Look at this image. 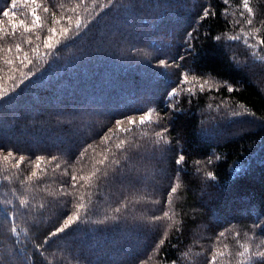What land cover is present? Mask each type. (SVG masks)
Masks as SVG:
<instances>
[{
    "label": "trees",
    "instance_id": "obj_1",
    "mask_svg": "<svg viewBox=\"0 0 264 264\" xmlns=\"http://www.w3.org/2000/svg\"><path fill=\"white\" fill-rule=\"evenodd\" d=\"M172 2L160 0V6L156 7L157 0H118L117 6L105 8L99 16L92 11V15L87 17L92 23L88 24L85 32L59 46L53 55L46 58V62L30 65L32 75L16 90V101L0 107V146L29 150L33 153V159L36 154H45L50 158L58 155L57 149L68 147L66 141L71 139L72 150L76 152L78 142H91L93 136H102L118 112L129 107H147L150 101L163 97L164 90L157 92L148 86L159 79L156 71L161 69L156 66L157 61L179 53L184 32L195 25V17L203 5H212L217 13L221 8H227L228 20L232 23L210 19L200 27L201 33L211 25L213 34L225 30L229 34H236L244 26V19L240 16V0H230V5H223L222 0H187L186 9L164 7L165 3ZM250 2L255 13L254 23L262 28L261 35L264 36V26L259 23L264 21V0ZM10 3L11 0H0V10ZM64 3L67 0H51L59 11H63L59 6ZM20 9L27 12L28 6L18 4L17 11ZM40 15L44 17L46 26H51L50 16L42 12ZM0 19L4 20V27L10 30L7 18L0 16ZM27 19L30 23L31 17ZM20 33H23V29H20ZM40 34H46V27ZM24 35L35 40L32 33ZM22 40L23 36L18 35L9 42L22 43ZM228 44L231 46L225 47L222 42L213 47L209 41L197 70L228 81L238 91L228 93L225 87L220 92H206L190 107L186 100H182L180 106L190 114L176 120L171 131L173 149L180 147L175 144L179 134L188 157L187 172L182 174V186L174 199L178 218L186 221V224L181 233L174 229L169 232L160 252L161 256L169 261L175 260L177 264H207L213 245L230 253L227 259L235 264V254L241 250L237 241L260 243L256 235L258 230L253 229L252 223L256 216L264 217V59H261L264 49H249L243 37ZM22 47L28 49L31 46L22 43ZM183 66L186 70L192 67L190 63ZM0 68L3 69L0 71V86L11 90L14 84L9 76L13 73L2 59ZM167 71L175 72L176 75L171 76L170 80L178 82L179 70L171 68ZM14 75L17 77L16 83H19L20 73L17 71ZM209 104L222 106L219 112H215L208 108ZM231 112L241 115L231 117ZM248 112L255 113V116L248 115ZM204 117H209V125L217 127L213 137L206 140L197 136ZM69 132L74 135L69 137ZM100 150L97 148V152ZM210 154L213 156L211 165L207 163ZM215 155L221 159L215 160ZM174 159L175 151L168 153L163 161H159L158 154L159 162L154 161L153 166L171 172ZM197 159L202 161L200 165L195 164ZM12 163L0 160V222L5 219L4 202L11 199L12 203L6 207L15 210L18 207L16 197L22 196L36 209L28 220L32 225H38V230L30 231L28 236L21 233L16 238L5 224L0 229V264H18L25 253L31 258L27 264H83V258L91 255L89 247L83 245L93 248L99 245L101 255L107 253L114 256L117 250L130 248L134 256H147L164 232V226L170 223L161 221L158 222L160 226L152 231L136 233L127 231L130 218L127 221L123 218L108 221L107 225L93 224V220L102 218L108 212L109 205L119 201L118 188H105L91 197L95 215L85 217L80 225H74V229H80L74 236L64 240L56 238V243L51 244L41 257L34 254L32 245L35 241L32 237L43 241L51 227L49 221L62 212L53 194L59 196L61 183L68 182L70 187L74 169L68 167L61 156L52 164L42 163L41 167L46 172L40 173L42 180L37 182L39 187L33 189L22 186L20 180L34 170V165L25 162L21 165L22 170H16L11 167ZM55 163H60L61 167L53 171ZM90 167L89 163L83 173H87ZM80 168L81 165L77 164V174H83ZM196 168L200 171L196 172ZM236 168L241 171L236 173ZM208 171L213 172L215 181L205 179ZM4 175H8L9 179L4 180ZM168 183L166 179L154 178L147 186V194L159 198L160 193L167 192ZM12 190H15V196ZM88 199L85 195V201ZM97 200L99 203H96ZM40 204H45V207L39 208ZM68 207L70 211L74 210L70 205ZM161 207L141 202L132 208V214H161L157 211ZM137 209H140L139 213ZM8 216H14V211L9 212ZM113 224L118 226V231L111 230ZM20 226L25 231L29 230L23 220ZM220 231H225V236L217 241ZM73 240L76 243L70 245ZM183 253L188 255L184 256ZM161 256H154L149 264H163Z\"/></svg>",
    "mask_w": 264,
    "mask_h": 264
},
{
    "label": "snow or ice",
    "instance_id": "obj_2",
    "mask_svg": "<svg viewBox=\"0 0 264 264\" xmlns=\"http://www.w3.org/2000/svg\"><path fill=\"white\" fill-rule=\"evenodd\" d=\"M223 5H230V0H222ZM22 4L28 6V11L24 9L17 11V5ZM91 6V11L90 7ZM118 5V0H67V3L61 4L59 11L55 5L51 4V0H11L9 6L0 10V16L7 18L9 29L4 27V20L0 19V59L3 60L13 74L9 79L13 81L14 87L9 90L0 86V107L13 104L17 99L16 90L21 84L25 83V79L32 75L30 65L34 62H46V58L53 55L57 48L76 37H80L92 23L87 17L95 11L96 16L104 12L105 8H111ZM160 6V0H157L155 5ZM166 8H187V0H173L172 3H165ZM240 16L244 19V26L240 32L229 34L227 30L213 34L211 25L201 33L200 27L208 20H221L227 24L232 21L228 20L227 8H221L219 13L210 4L203 5L201 10L195 17V25L185 30L180 51L174 57L168 56L157 61L156 66L161 69L157 72L159 79L155 83H149L150 88H154L159 92L164 90L161 99L149 102L147 107L133 108L129 107L114 115L110 121L111 126L102 136L91 138V142L84 140L78 142V150L73 152L71 139L66 141L69 145L66 148L57 149L58 155H52L50 158L45 154H36L33 159V153L29 150H21L16 146L5 148L0 146V160L5 163L13 161L11 167L16 170H22L21 165L32 164L34 170L29 175L20 180L22 186H31L33 189L39 187L37 182L42 180L40 173L46 172V169L41 167V164H52L58 160V156L64 158L68 167L74 169L71 175L70 187L68 182L61 183L58 189L59 196L53 194L56 198V204L62 207V212L57 218L50 220L47 233L44 235L43 241H39L36 237H32L34 254H39L41 257L45 255L51 244L56 243V238L60 240L66 239L68 236L80 231L79 228H73L74 225H80L84 222L85 217L95 215L96 209L93 207L92 196L103 192L105 188H118L120 190V198L115 205L108 206V212L99 219L93 220V224L107 225L108 221H116L123 218L124 220L131 219V223L127 226L129 233L152 231L159 227L161 221H170L164 226V232L160 239L155 243L147 256H134L131 249L121 248L117 250L116 255L104 254L101 255V247H89L90 256L83 258V264H149V261L154 256H161L160 250L163 248L168 234L173 229L177 233H181L186 224V221L179 219V213L175 210L174 199L178 194V190L182 186V174L187 172V153L184 150L179 134L175 139V144L180 147L173 149V140L170 138L173 124L180 119L182 115H189V111L181 107L182 100H186L189 107L194 100H198L200 95L206 92H220L226 87L228 93L238 91L228 81L217 79L209 74H206L197 69L203 56L205 45L210 41L215 47L223 42L225 47H230L229 41H239L243 37V42L249 49H264V36L261 35L262 28L257 27L254 23V9L251 6L250 0H240L239 3ZM40 12L47 14L51 18V26H46L44 17ZM107 15V13H105ZM31 17L30 23L28 17ZM23 17V18H20ZM95 16H93V20ZM239 23V21H236ZM264 26V21L259 22ZM46 27V34L41 35ZM23 29V33H20ZM32 33L35 40L24 35ZM18 35L23 36V45L31 47L25 49L21 42L10 43L15 40ZM255 55V52L253 53ZM264 59V57H261ZM185 63L192 65L191 70L184 68ZM175 68L179 70V80L173 83L170 77L176 75L175 72H168V69ZM27 69V71H25ZM0 71H3L0 68ZM19 72V83H16L17 77L15 72ZM222 105L212 104L208 108L212 111L219 112ZM241 107H243L241 105ZM247 111V110H246ZM250 116H255V113L248 112ZM74 118H75V114ZM231 117H239V112H231ZM215 120V117H212ZM209 117H204L200 124L201 127L197 132V136L201 139L212 138L217 127L208 124ZM139 133L137 137L136 134ZM72 137L74 133L67 134ZM136 137V138H134ZM103 146V147H101ZM97 148L101 150L97 152ZM175 151L174 168L169 172L167 169H158L153 166V162H159L166 159L167 154ZM159 154V161L157 156ZM18 156V159H17ZM219 155H215V160H220ZM87 173H83L84 168L89 167ZM200 159L195 160L196 165H200ZM207 163H213V156L210 154L207 158ZM80 164V173L75 171L76 165ZM60 163H55L53 171L60 168ZM38 170V171H37ZM5 171H7L5 169ZM200 169L196 168V172ZM236 173L241 171L240 168L234 170ZM67 175V173H65ZM154 178H163L169 181L167 192L160 193L159 198L154 195L147 194V186ZM4 180H8L9 176L4 175ZM205 179L215 181L216 177L212 171L205 174ZM25 190H28L25 188ZM83 190V191H82ZM79 193V195H77ZM15 196V190H12ZM85 195L89 197L85 201ZM59 197H71L70 200L60 199ZM18 207L13 210L7 208L12 200L5 201V219L0 222V229L4 225H8V230L13 237L18 238L21 233L25 236L29 235L30 231L38 230V225L29 223L28 217L34 215L36 209L29 204V201L17 196ZM145 203H153L162 205L157 209L161 214L145 216L142 214L133 215L132 208L135 205ZM96 203H99L97 200ZM71 209L69 210V206ZM45 204H40L39 208H44ZM14 211V216H8L9 212ZM140 209H137V213ZM42 215V213H41ZM24 221L28 231L21 228L20 222ZM253 229L258 230L257 238L260 239L259 244L239 243L240 251L235 256L237 257L235 264H264V217L256 216L252 223ZM71 230V231H70ZM106 230V229H104ZM112 231H118L117 225L111 226ZM95 231V230H90ZM227 231V229L225 230ZM225 231H220L216 237L219 241L225 236ZM237 236L239 233L236 234ZM247 236L248 234L245 233ZM252 239L251 236L248 237ZM73 240L71 244H75ZM70 247V246H69ZM175 247V245H173ZM227 249V245L224 246ZM182 255L187 256L188 253ZM231 254L226 250H220L213 245V250L209 253L207 264H233V261L227 259ZM83 256V253H82ZM92 257H95L93 259ZM163 264H177V261H169L166 257L161 256ZM31 258L27 253L18 261V264H27ZM43 264V262H41ZM159 264V262H158Z\"/></svg>",
    "mask_w": 264,
    "mask_h": 264
}]
</instances>
